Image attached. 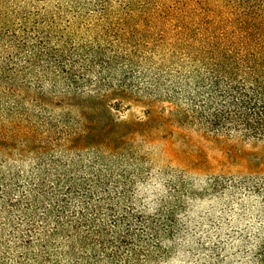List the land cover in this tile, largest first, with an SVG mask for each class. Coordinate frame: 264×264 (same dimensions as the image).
I'll return each mask as SVG.
<instances>
[{
    "label": "trees",
    "instance_id": "1",
    "mask_svg": "<svg viewBox=\"0 0 264 264\" xmlns=\"http://www.w3.org/2000/svg\"><path fill=\"white\" fill-rule=\"evenodd\" d=\"M125 98L264 143V0H0V264L173 253L188 179L142 191L152 165L114 116ZM246 258L264 264V243Z\"/></svg>",
    "mask_w": 264,
    "mask_h": 264
},
{
    "label": "rangeland",
    "instance_id": "2",
    "mask_svg": "<svg viewBox=\"0 0 264 264\" xmlns=\"http://www.w3.org/2000/svg\"><path fill=\"white\" fill-rule=\"evenodd\" d=\"M117 107L118 121L140 127L150 157L152 175L142 191L167 195L172 173L188 179L184 235L158 264L246 262L264 243V143L180 126L166 103L125 98Z\"/></svg>",
    "mask_w": 264,
    "mask_h": 264
}]
</instances>
